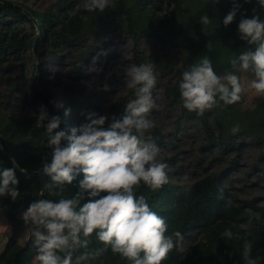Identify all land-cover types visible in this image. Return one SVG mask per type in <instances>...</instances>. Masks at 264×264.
I'll return each instance as SVG.
<instances>
[{
  "label": "trees",
  "instance_id": "trees-1",
  "mask_svg": "<svg viewBox=\"0 0 264 264\" xmlns=\"http://www.w3.org/2000/svg\"><path fill=\"white\" fill-rule=\"evenodd\" d=\"M7 1L17 8L0 2V71L7 70L11 60H20L28 51L33 56L32 46L39 33L34 55L38 64L32 68L34 72L39 68L37 85L41 89L39 91L33 82L29 88L34 99L43 101L51 109V116H58V105H62L58 130L70 134V129L85 121V116L76 112L70 114L69 109L77 106L75 97L63 94L64 101L55 102L46 96L41 81L44 60H66L73 66L70 78L76 82L81 65L97 46V39L114 32L117 42L123 38L129 40L135 65L151 59L160 73L167 76L163 95L177 104L182 123L193 121L199 125L206 141L202 148V153L207 155L204 159L211 158L199 177L184 184L169 181L156 191L141 184L136 191L137 196L143 195L150 208L165 219L167 235L180 232L183 236L162 264H264V206L259 204L262 198H240L231 185L224 182V177L233 171L235 164L229 162L231 165L223 171L210 169L211 161H227L230 152L242 147L245 140L258 148L264 147V97L257 98L250 108H243L240 101L226 105L218 100L217 106L197 115L183 107L178 86L182 73L204 57L211 60L218 75L241 72L231 62L238 60L242 52L254 50L255 46L241 39L238 24L242 17L257 16L264 20V7L258 0H112L111 6L103 13L78 9L82 0H61L55 11L41 12L13 0ZM234 4L239 8L237 15L231 24L224 26L223 20ZM203 15L211 22L203 24ZM25 23L32 31L25 27ZM141 46L147 47L149 56H138ZM247 73L252 76L251 72ZM4 82L8 83V80ZM0 98L6 104L9 96L1 94ZM132 98L133 90L128 89L120 100L107 106L104 112L110 123L112 117L119 118L123 114L125 105ZM65 111H68L67 115ZM5 114L0 110V137L14 165L26 172L40 171L42 163L51 160L52 149L45 142V129L36 127L37 116L5 118ZM233 128L237 131L233 132ZM159 140H155L157 145L161 144ZM64 144L62 141L61 146ZM4 168L11 167L0 149V169ZM16 177L20 194L38 195L49 180L44 174L30 178L16 174ZM82 179L83 174L79 173L71 184L51 192L45 190L43 195L56 201L61 197L71 198L79 191ZM39 199L42 198L20 197L0 204L13 224L11 236L0 249V264H30L32 257L36 256L31 240L23 245L17 242L23 227H31L18 219L17 213ZM88 199L85 194L81 205ZM226 231L232 233L231 238L224 236ZM194 233H199L200 240L181 248V244ZM89 239L88 248L78 249L74 259L84 251L105 247L95 234ZM173 239L175 242L176 238ZM246 248L249 249L248 259L244 257ZM82 264H131V261L113 253L109 247L99 258Z\"/></svg>",
  "mask_w": 264,
  "mask_h": 264
},
{
  "label": "clouds",
  "instance_id": "clouds-1",
  "mask_svg": "<svg viewBox=\"0 0 264 264\" xmlns=\"http://www.w3.org/2000/svg\"><path fill=\"white\" fill-rule=\"evenodd\" d=\"M111 2L82 0L77 8L103 13ZM258 3L264 7V0ZM238 10L234 4L223 20L224 26L234 21ZM201 22L211 21L203 15ZM238 31L241 39L255 48L242 52L231 63L234 68L238 66V71L251 72L253 78L242 83L234 72L218 75L211 60L202 58L182 73L178 85L183 107L189 112L203 115L217 106L218 100L231 105L249 91L264 97V20L242 17ZM127 77L126 87L133 90L134 98L127 102L119 118H111L106 128L108 117L96 112L88 113L85 122L70 129V134L58 130L59 116L49 117L41 109L36 118V127L45 129V142L52 149L50 162L42 163V172L49 180L39 190L40 195L45 190L63 188L77 174H83L76 195L55 202L39 199L22 213L24 224L31 226L37 264H82L99 258L109 247L131 264H162L183 239L180 232L167 235L165 219L150 208L143 195H136L141 184L156 191L169 183V166L159 159L161 149L145 136L155 126L149 119L157 108L152 94L158 79L155 63L130 65ZM17 186L14 168L0 169V197L15 201L20 195ZM85 194L88 202L81 205ZM93 234L105 247L84 251L74 259L78 249L88 248ZM224 236L231 238L232 233L226 231ZM244 257L249 258L247 248Z\"/></svg>",
  "mask_w": 264,
  "mask_h": 264
},
{
  "label": "rangeland",
  "instance_id": "rangeland-1",
  "mask_svg": "<svg viewBox=\"0 0 264 264\" xmlns=\"http://www.w3.org/2000/svg\"><path fill=\"white\" fill-rule=\"evenodd\" d=\"M27 6L30 10L41 12L43 10L55 11L58 2L61 0H13ZM25 27L32 31L25 23ZM97 46L92 51L88 59L79 69L80 76L76 82L70 78V72L73 66L66 60L60 58H46L45 67L42 72V82L45 85L44 93L53 101L63 102V94L68 97L76 98V107L69 109L70 114L74 112L82 113L83 116L90 112H96L99 115H105L104 110L107 106L120 100L128 91L126 87L127 70L130 65L135 64L132 58V50L129 40L123 38L116 41L115 32L109 33L106 37L97 39ZM146 49V51H145ZM147 54L150 51L147 47H139L138 56ZM152 62L148 59L143 63ZM38 64L35 56L31 52H26L20 60L13 59L8 65L7 70L0 71V95H8L9 98L4 104L0 98V110L4 112L5 118L10 116L35 117L43 109L48 116L52 111L46 104L34 99L29 88L30 84L38 79V70L34 72L33 65ZM77 65V64H76ZM158 74L156 87L153 89V98L157 104L149 116L154 122V127L145 134L146 138L150 136L155 144V140L160 139L159 148L161 153L159 159L169 166V181L173 184L191 183L197 179L211 160L207 155L202 153L205 144V137L196 122H186L180 120V110L172 101H169L163 95V87L167 83V76H164L155 66ZM241 82L246 83L253 76L248 73L239 72ZM8 83H5V80ZM37 88L41 89L37 85ZM42 92V91H41ZM259 98L254 92L242 94L240 105L243 108L253 106L255 100ZM60 112V107L57 108ZM107 117V116H106ZM68 119H71L69 117ZM85 121H83L84 123ZM107 119L104 127L109 124ZM81 121L75 127L81 125ZM227 161H211L210 169L214 171H223L229 162L235 164L233 171L227 173L224 182L231 185L234 193L240 198H262L259 204L264 206V147L258 148L251 145L247 140L242 147L230 152ZM216 155H214L215 157ZM235 170V171H234ZM4 208H0V249L5 244L13 231V224L4 214ZM23 209L17 213V218L21 219ZM31 236V227H23L17 242L20 245L25 244L28 240L33 242ZM200 240L199 233H194L181 244V248L187 245L195 244ZM35 257V256H34ZM34 257L30 264H37Z\"/></svg>",
  "mask_w": 264,
  "mask_h": 264
},
{
  "label": "water",
  "instance_id": "water-1",
  "mask_svg": "<svg viewBox=\"0 0 264 264\" xmlns=\"http://www.w3.org/2000/svg\"><path fill=\"white\" fill-rule=\"evenodd\" d=\"M0 2L5 4V5L17 8L16 5H12V3H10L7 0H0ZM34 24H35V21H34ZM38 37H39V33H37V35L35 37V40H34V43H33V46H32L33 56L36 53V45H37ZM37 70H38V67H37ZM34 84L37 86L36 76H35ZM58 116L60 117V113L59 112H58ZM0 149L4 152L10 167L14 168L16 174L21 175V176H23L25 178L39 177V176H41L43 174L42 169L40 171H37V172H26V171L20 170L17 167H15L14 162L12 161V158L10 157V155H9V153L7 151L6 145H5V143H4V141H3V139L1 137H0ZM20 197H27V198H35L36 197V198L52 200L54 202L56 201V200H53V199L46 198L44 195L41 196L40 194H38V195H35V194H20L17 198H20ZM11 201H13L11 199V197L0 198V204H6V203H9Z\"/></svg>",
  "mask_w": 264,
  "mask_h": 264
}]
</instances>
